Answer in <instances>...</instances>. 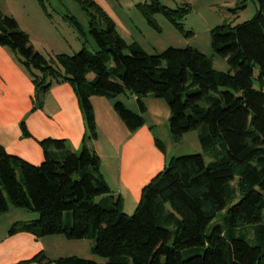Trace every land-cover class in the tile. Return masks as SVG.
Segmentation results:
<instances>
[{
  "label": "trees",
  "instance_id": "1",
  "mask_svg": "<svg viewBox=\"0 0 264 264\" xmlns=\"http://www.w3.org/2000/svg\"><path fill=\"white\" fill-rule=\"evenodd\" d=\"M78 1L98 48L94 53L74 16L64 20L83 42L81 51L46 57L18 22L0 10V46L27 71L37 106L54 84H70L89 137L95 139L92 97L136 96L138 113L120 101L114 104L131 132L144 125L143 100L160 99L170 111L174 142L196 132L203 153L172 157L143 188L139 205L128 215L121 197L111 194L100 173V158L87 143L77 154L63 140H44V161L37 166L0 146V216L11 209L38 216L14 224L9 234L93 239L92 253L104 264H264V0H252L258 12L250 21L212 30L213 52L226 61L227 72L214 69L212 59L193 47L149 54L137 43L128 44L93 0ZM139 10L156 31L160 28L154 16L161 14L183 32L180 21L189 8L171 10L152 0ZM22 130L28 135L24 125ZM156 144L162 149L160 141ZM224 210L222 223L210 228ZM44 260L100 264L76 256L51 261L43 254L32 261Z\"/></svg>",
  "mask_w": 264,
  "mask_h": 264
},
{
  "label": "crops",
  "instance_id": "2",
  "mask_svg": "<svg viewBox=\"0 0 264 264\" xmlns=\"http://www.w3.org/2000/svg\"><path fill=\"white\" fill-rule=\"evenodd\" d=\"M93 1L104 10L96 0ZM8 2L0 0L1 12L18 22L34 47L36 43L44 46V49L35 47L36 50L45 51L42 53L44 56L49 51L53 54L66 53L62 46L56 44L63 42V38L56 33L57 23L51 15L47 17L40 6L37 8L24 0H18L16 11L19 14L15 15L8 11ZM110 18L122 36L118 21ZM61 22L74 31L64 19ZM88 79L92 80L93 75H89ZM116 101L135 113L139 112L134 95H122L116 100L92 97L97 133L92 139L73 87L68 83L54 84L44 94L42 105L38 107L27 71L10 50L0 46V146L8 154L37 166L44 161L40 145L44 140H63L77 154L81 152L83 143H87L88 148L100 158V173L111 194L121 197L124 212L131 215L140 203L143 188L176 156L174 144H181L189 133L175 143L168 130L169 108L163 100L152 97L143 100L146 107L144 125L131 132L114 111ZM22 125L28 135L24 134ZM157 141L161 142L162 149L158 148ZM37 217L17 209L0 216V264H55L46 260L32 261L40 254L51 261L76 256L105 263L93 255V239L73 241L61 235L37 238L27 232L9 234L14 224L34 221Z\"/></svg>",
  "mask_w": 264,
  "mask_h": 264
},
{
  "label": "rangeland",
  "instance_id": "3",
  "mask_svg": "<svg viewBox=\"0 0 264 264\" xmlns=\"http://www.w3.org/2000/svg\"><path fill=\"white\" fill-rule=\"evenodd\" d=\"M96 1L104 8L106 13L118 21L121 37L128 44L137 43L149 54L161 53L169 47H193L211 58L214 69L221 72L229 71V66L224 59L213 52L211 44L212 30L222 24L235 26L250 21L258 12L257 5L252 0H157L171 10L180 7L189 8L185 17L180 21L183 32L161 14L154 16V20L160 28L158 32L147 23L139 10V6L150 5L152 0ZM24 2L37 8L40 6L47 17L51 15L55 19L57 23V27L55 26L56 33L60 38H63V42L59 41L56 44L62 46L63 50L66 51L65 54L74 55L81 51L83 45V42L78 38V34L61 22L65 15L74 16L84 26L85 45L89 51L94 53L98 50L89 34L88 16L78 0H24ZM7 6L8 11L15 15L19 14L16 11L19 8L18 0H9ZM44 7L46 10H44ZM188 33H192V35H188ZM35 47L44 49V46L38 43L35 44ZM42 53H45V51ZM54 53L61 54V52ZM49 55L54 54L49 51L46 57ZM255 76H257V71H255ZM254 86L259 88L258 83H254ZM168 130H170V124ZM193 136H197V133L190 132L181 144H174L173 148L177 153L175 157L203 153L197 138L194 139ZM226 211L224 210L218 214L217 218L211 223L210 228L222 223Z\"/></svg>",
  "mask_w": 264,
  "mask_h": 264
}]
</instances>
